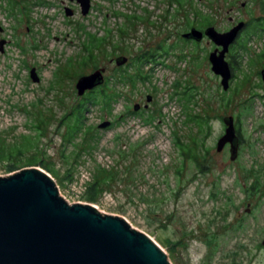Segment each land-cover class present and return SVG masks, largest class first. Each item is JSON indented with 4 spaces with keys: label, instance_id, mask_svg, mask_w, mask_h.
Segmentation results:
<instances>
[{
    "label": "rangeland",
    "instance_id": "1",
    "mask_svg": "<svg viewBox=\"0 0 264 264\" xmlns=\"http://www.w3.org/2000/svg\"><path fill=\"white\" fill-rule=\"evenodd\" d=\"M12 1L10 12L0 0V148L16 146L23 155L10 159L12 172L0 160V177L42 170L68 204L124 219L170 264H264V101L256 76L264 61L254 59L264 37L246 39L245 53L230 50L241 67L226 91L208 61L213 45L182 38L196 28L198 12L224 32L263 17L264 0H90L85 16L68 0ZM85 32L102 39L89 57ZM145 53L155 54L143 65L146 81L118 83ZM118 57L127 62L117 66ZM32 68L37 82L29 78ZM100 69L119 98L109 109L89 107L80 132L65 140L71 119L64 117L84 97L76 83ZM184 88L194 93L187 110ZM194 115L208 123L201 134ZM228 116L241 138L234 160L229 144L216 151ZM104 122L113 126L100 128ZM96 180L89 201L87 187Z\"/></svg>",
    "mask_w": 264,
    "mask_h": 264
},
{
    "label": "water",
    "instance_id": "2",
    "mask_svg": "<svg viewBox=\"0 0 264 264\" xmlns=\"http://www.w3.org/2000/svg\"><path fill=\"white\" fill-rule=\"evenodd\" d=\"M77 3L82 16L90 9V0ZM67 17L73 10L65 8ZM244 26L239 22L227 32L208 27L195 28L182 38L199 42L205 36L214 43L208 56L211 71L226 91L232 73L225 55ZM5 42L0 41V51ZM220 47V49H219ZM126 57L115 59L117 66ZM104 69L82 76L76 83L77 96H83L104 82ZM264 80V70L262 71ZM29 78L37 82L34 68ZM138 105L134 107L137 110ZM224 134L216 151L230 146V160L237 157L239 145L231 116L223 118ZM110 122L99 126L105 128ZM264 247V240L261 242ZM0 264H170L166 253L147 235L132 229L122 218L102 214L87 204H68L60 197L53 179L37 168H26L0 177Z\"/></svg>",
    "mask_w": 264,
    "mask_h": 264
},
{
    "label": "trees",
    "instance_id": "3",
    "mask_svg": "<svg viewBox=\"0 0 264 264\" xmlns=\"http://www.w3.org/2000/svg\"><path fill=\"white\" fill-rule=\"evenodd\" d=\"M175 2L180 3L181 0H175ZM8 3L10 5L11 8H8L7 10H9L10 12H12L11 9L14 10V6L11 4L14 2L12 0H8ZM200 12H198L197 17L199 18V22L198 24H196V30L204 32L205 29H207L208 27H213L211 26L212 22L210 21V17L209 16H204V15H200ZM249 28H247V31L249 32V34H261L262 32H264V18H258V19H254L251 18L250 22L248 23ZM191 28V29H192ZM118 30L121 32L122 28H118ZM110 31L108 30L107 33H109ZM111 33V32H110ZM85 34L89 35V39H88V44L85 46V51L88 54V57L92 55L94 50H97L101 43H102V39L91 35L87 32H85ZM261 37V35H258ZM246 39H250V35L243 40L242 44H240L241 46H236V44L232 47L233 49H235V47H237V52L240 51V53H245L247 52V47H246ZM184 41L187 42H195V45H197L196 42L194 40H188L185 39ZM240 42V41H239ZM165 49L162 48L161 51ZM168 49V48H167ZM167 50L162 51V53H165L164 55H166ZM160 55H163V54ZM159 55V54H157ZM160 55L158 57H160ZM237 54L235 53L232 54L230 52V57L231 59L234 57L235 61H231L229 62V66L232 72V75L236 72L235 70L239 69L241 67V60L240 62L237 60ZM155 54H151V53H145L144 55L138 57V58H133V65L135 66V71L131 74H127V72L125 71V73H119L118 78H117V82L120 83L121 85H125L130 84L132 86L135 85L136 82H144L147 79V75L146 73H143V65L149 63L150 61H154ZM262 58H264V54H262V56L259 57V60H262ZM149 59V60H148ZM156 59V58H155ZM241 59V58H240ZM253 60V59H251ZM130 67V66H128ZM232 79L236 78V76H231ZM244 81H249L248 77L245 75L244 76ZM180 95V93H178ZM83 99L81 100L79 106H77L76 109H73L72 112L68 115H66L64 117V119H71L70 123L68 124V130L66 132L65 135V140L71 139L72 136H74L75 134L79 133L80 130L82 129L83 126V117L86 111L89 110V107H101L102 109H109L114 103H116L117 99L119 98V94H115L113 91L109 92V86H108V81H104L102 85L92 89L91 91H87L84 95H83ZM181 96L184 98L185 101V106L184 108L187 110L188 104L193 102V97H194V93H189L186 92V88H184V90L181 92ZM194 103V102H193ZM133 114H138L140 112H132ZM63 119V121H64ZM148 121H150L149 119L147 120L146 123H149ZM190 122H193L194 124H196L198 126L199 129V133L201 134L202 132H204L205 129H208V123L206 121V118H200L197 115H194L192 117H190ZM113 126L112 123H110V125L108 127ZM240 142H241V138H240ZM175 145L178 146V148L182 149L184 146L182 145L181 142H179L178 138H176L175 140ZM193 143L195 144V146H198V143L196 142V140L193 141ZM15 147H13V150H10L8 152H3V147L0 148V160H2V162L5 163V170H7L8 172H12L14 171V165L15 162H13L12 158L15 157H19L21 155H23L21 153V151H19L18 153H16L15 151ZM185 149V148H183ZM19 150V149H18ZM186 150V149H185ZM189 152V150H186ZM6 154H10L7 155ZM194 158V156H193ZM8 159V160H7ZM38 163H41V161L39 160ZM30 164V163H28ZM37 164V163H36ZM45 169L48 172H51V169H49L48 167H45ZM52 173V172H51ZM65 179H67L68 181H70L71 179H68V174L65 176ZM97 183L98 181L96 180L94 183H92L90 186L87 187V197L86 199L89 201H92L97 189ZM169 248L170 249H174V245L169 243Z\"/></svg>",
    "mask_w": 264,
    "mask_h": 264
},
{
    "label": "flooded vegetation",
    "instance_id": "4",
    "mask_svg": "<svg viewBox=\"0 0 264 264\" xmlns=\"http://www.w3.org/2000/svg\"><path fill=\"white\" fill-rule=\"evenodd\" d=\"M74 3V2H73ZM262 18H264V16L262 17ZM251 19V18H250ZM250 19L249 20H244L243 21V23H244V26L242 27V29L240 30V32H239V34H238V36H237V38L235 39V41L229 46V49H228V52L226 53V55H225V60H226V62L228 63V65H229V60H228V58H230L229 56H230V50L232 49V47L235 45V44H239V40H240V44H242V42H243V40L246 38V36L248 37L249 35H250V37H253V36H258V35H261V36H263L264 37V32H262L261 34H249V32L247 31V28H249V26H248V23L250 22ZM254 19H256V18H254ZM239 22H242V21H239ZM238 22V23H239ZM231 27H234V25H232ZM230 29V28H229ZM264 29V28H263ZM228 31V30H227ZM227 31H224V32H227ZM221 33H223V32H221ZM203 39H207V41L209 42V43H211L212 45H213V50L214 49H216V46L214 45V43L212 42V41H210L207 37H203L202 38V40ZM201 40V41H202ZM237 44V45H238ZM219 49H220V47H219ZM262 54H264V51L262 50V51H260L258 54H256L255 55V60L257 59L259 62H263L264 61V58H262V60H259V57L260 56H262ZM229 68H230V66H229ZM231 70V69H230ZM264 70V65H263V67L259 70V72H257V74H256V76H258V84H257V87L260 89L259 91H260V94H258L262 99H263V101H264V80H263V76H262V71ZM232 73V72H231ZM234 76H236L235 75V73L233 74ZM232 75V76H233ZM218 77V76H217ZM231 79H232V77H231ZM234 79V78H233ZM91 91V90H90ZM239 136V135H238ZM239 143H240V136H239Z\"/></svg>",
    "mask_w": 264,
    "mask_h": 264
}]
</instances>
